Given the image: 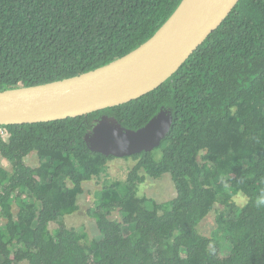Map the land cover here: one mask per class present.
<instances>
[{
    "label": "trees",
    "instance_id": "16d2710c",
    "mask_svg": "<svg viewBox=\"0 0 264 264\" xmlns=\"http://www.w3.org/2000/svg\"><path fill=\"white\" fill-rule=\"evenodd\" d=\"M181 1L0 0V92L73 78L124 57ZM162 110L172 113L167 135L153 150L123 157L136 164L124 187L100 191L88 210L97 235L83 245L85 235L59 219L78 211L83 183L117 158L92 151L85 137L101 123L137 132ZM2 128L0 157L11 168H0V264H264V204L257 206L264 199V0H239L171 77L136 100ZM33 152L36 168L24 162ZM166 174L175 189L168 209L136 193L146 178ZM238 193L242 206L229 202ZM23 197L14 214V198ZM217 203L216 232L202 236L198 227Z\"/></svg>",
    "mask_w": 264,
    "mask_h": 264
},
{
    "label": "water",
    "instance_id": "95a60500",
    "mask_svg": "<svg viewBox=\"0 0 264 264\" xmlns=\"http://www.w3.org/2000/svg\"><path fill=\"white\" fill-rule=\"evenodd\" d=\"M238 1L200 0L172 26L182 0L148 41L124 57L73 78L0 92V126L77 118L121 106L156 90L222 24ZM166 119L156 122L153 118L137 132L101 123L85 140L87 143V137L93 135L106 150L103 154L117 158L151 151L170 129L172 119Z\"/></svg>",
    "mask_w": 264,
    "mask_h": 264
},
{
    "label": "rangeland",
    "instance_id": "374dc122",
    "mask_svg": "<svg viewBox=\"0 0 264 264\" xmlns=\"http://www.w3.org/2000/svg\"><path fill=\"white\" fill-rule=\"evenodd\" d=\"M166 118L172 119V113L170 111L162 110L155 117V120L158 122L164 119L167 120ZM87 143L92 151L107 154L106 150L100 145L97 139L93 137V135L87 137ZM161 153V149L153 151V157L156 161L160 159ZM202 154L203 153H201V155ZM24 162L31 168H36L40 163L35 152L29 154L26 159H24ZM198 162L201 165L203 161L199 159ZM135 164L136 162L130 158L120 157L108 162L102 175L99 177H92L90 181L83 183V193L77 199L78 211L72 215L59 219V221H62L68 228L75 229L79 235H85L83 240H81L83 245H89V243L97 235V229L94 222L95 220H93V218L88 214V210L92 209L95 202L98 201L100 191L103 187L111 186L113 184H117L119 188L124 187L126 185L127 173ZM247 164V162L243 163V169L247 168ZM0 168L9 171L11 166L8 161L0 157ZM140 174H143V172L141 171ZM59 182L60 184L65 183V185L68 186V183L62 177L59 178ZM135 191L139 196H145L155 200L158 204H164L167 206V209L170 206V201L175 198V189L168 174L162 176V178L158 180L146 178L142 184L136 185ZM25 197L21 200L14 198L12 204V212L14 214L17 213L20 202L22 200H26ZM229 202L242 206L245 204L246 198L241 193H238L236 195H231L229 197ZM222 208L223 205L221 203H217L213 211L200 223L198 229L202 236L210 237L216 232L217 211H220ZM112 219L116 221L119 220L117 213L112 215ZM4 224V219L0 217V229L4 227ZM56 229L57 227L55 224H50L49 230L51 233H55ZM129 232H131V230H129ZM10 249L16 251L19 247L12 245ZM224 252L228 253L226 250H224ZM181 255L184 257L183 252Z\"/></svg>",
    "mask_w": 264,
    "mask_h": 264
},
{
    "label": "bare ground",
    "instance_id": "6f19581e",
    "mask_svg": "<svg viewBox=\"0 0 264 264\" xmlns=\"http://www.w3.org/2000/svg\"><path fill=\"white\" fill-rule=\"evenodd\" d=\"M200 0H184L182 6L177 11L176 15L172 18V20H176V22L172 25L179 23ZM171 26V27H172Z\"/></svg>",
    "mask_w": 264,
    "mask_h": 264
},
{
    "label": "built area",
    "instance_id": "2783aa9c",
    "mask_svg": "<svg viewBox=\"0 0 264 264\" xmlns=\"http://www.w3.org/2000/svg\"><path fill=\"white\" fill-rule=\"evenodd\" d=\"M2 127L3 126H0V139L6 136V132Z\"/></svg>",
    "mask_w": 264,
    "mask_h": 264
},
{
    "label": "clouds",
    "instance_id": "9594fccd",
    "mask_svg": "<svg viewBox=\"0 0 264 264\" xmlns=\"http://www.w3.org/2000/svg\"><path fill=\"white\" fill-rule=\"evenodd\" d=\"M260 204H264V199H261V200L257 201V206H259Z\"/></svg>",
    "mask_w": 264,
    "mask_h": 264
},
{
    "label": "crops",
    "instance_id": "0c3cea01",
    "mask_svg": "<svg viewBox=\"0 0 264 264\" xmlns=\"http://www.w3.org/2000/svg\"><path fill=\"white\" fill-rule=\"evenodd\" d=\"M26 159V158H25Z\"/></svg>",
    "mask_w": 264,
    "mask_h": 264
}]
</instances>
